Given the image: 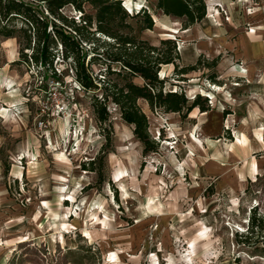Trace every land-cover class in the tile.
Here are the masks:
<instances>
[{
  "label": "rangeland",
  "instance_id": "rangeland-1",
  "mask_svg": "<svg viewBox=\"0 0 264 264\" xmlns=\"http://www.w3.org/2000/svg\"><path fill=\"white\" fill-rule=\"evenodd\" d=\"M141 3L154 25L141 28L140 10L137 37L175 39L179 67L201 59L183 75L162 65L164 89H196L189 101L210 109L182 117L139 99L157 143L144 153L114 103L96 120L100 90H84L68 61L55 59L54 77L0 36V264H264L235 234L264 211V0H211L187 29Z\"/></svg>",
  "mask_w": 264,
  "mask_h": 264
},
{
  "label": "trees",
  "instance_id": "trees-1",
  "mask_svg": "<svg viewBox=\"0 0 264 264\" xmlns=\"http://www.w3.org/2000/svg\"><path fill=\"white\" fill-rule=\"evenodd\" d=\"M153 5L163 14L179 19L182 29L201 21L207 9L204 0H154ZM66 7L78 12L77 18L65 13ZM140 10L141 28L151 29L154 20L146 8L130 14L121 0H0V36L15 37L21 61H32L54 77L55 59L68 61L84 90H100V96L95 95L92 100L96 120L105 123L109 119L108 103H114L120 117L133 126L143 152L148 153L157 150V143L150 138L148 117L139 106V99L151 110L174 112L182 117L193 108L204 112L210 107L199 94L189 101L182 89H164L165 79L158 76L162 65L171 64L177 75H183L198 69L201 59L179 67L175 39L162 38L153 44L137 37L130 19ZM217 61L215 58L207 63L215 66ZM95 65L99 66L97 71ZM137 77L141 83L134 81ZM95 159L96 156L88 160V164H94ZM90 169L95 170L92 166ZM235 234L238 244L264 259V211L252 208L246 230Z\"/></svg>",
  "mask_w": 264,
  "mask_h": 264
},
{
  "label": "bare ground",
  "instance_id": "bare-ground-1",
  "mask_svg": "<svg viewBox=\"0 0 264 264\" xmlns=\"http://www.w3.org/2000/svg\"><path fill=\"white\" fill-rule=\"evenodd\" d=\"M123 4L124 6L126 7L127 10H131L132 12H135L137 11L138 9H140L141 7H143V4L141 3L142 0H123ZM213 10V6L211 4V0H209L207 2V15L206 17H209L211 12ZM154 19H156L154 17ZM172 32H176V29H173ZM185 46L182 42H178V49L179 51H184L185 50ZM195 52H197V50H195ZM12 89V88H11ZM214 90L215 92L217 91L219 95H222L225 100H229L228 98V94L220 87V86H217V85H214ZM195 93H197V90L196 89H191L187 92L188 96L191 98ZM212 98V105L215 106L216 105V98L214 96H211ZM7 109V107H6ZM0 112L4 113L5 112V106L4 107H0ZM61 131V130H60ZM238 141V140H237ZM60 189V188H59ZM70 197V196H69ZM73 199V198H72ZM73 202V201H72ZM46 203V202H45ZM67 220V219H66Z\"/></svg>",
  "mask_w": 264,
  "mask_h": 264
},
{
  "label": "crops",
  "instance_id": "crops-1",
  "mask_svg": "<svg viewBox=\"0 0 264 264\" xmlns=\"http://www.w3.org/2000/svg\"><path fill=\"white\" fill-rule=\"evenodd\" d=\"M186 29H187V28H186ZM185 51H186V48H185V50H184V51H182L181 53H183V54H184V53H185ZM193 53H196V52L194 51ZM200 112H201V111H200ZM204 112H205V111H204Z\"/></svg>",
  "mask_w": 264,
  "mask_h": 264
},
{
  "label": "water",
  "instance_id": "water-1",
  "mask_svg": "<svg viewBox=\"0 0 264 264\" xmlns=\"http://www.w3.org/2000/svg\"><path fill=\"white\" fill-rule=\"evenodd\" d=\"M124 5V4H123ZM187 97H189V96H187Z\"/></svg>",
  "mask_w": 264,
  "mask_h": 264
}]
</instances>
